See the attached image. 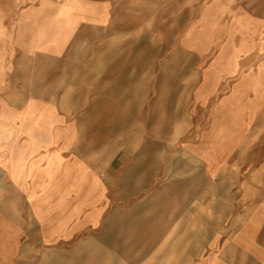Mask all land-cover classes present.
I'll return each instance as SVG.
<instances>
[{
    "label": "crops",
    "instance_id": "0c3cea01",
    "mask_svg": "<svg viewBox=\"0 0 264 264\" xmlns=\"http://www.w3.org/2000/svg\"><path fill=\"white\" fill-rule=\"evenodd\" d=\"M184 12L200 34L192 46ZM151 22L166 23L156 29L197 60L181 149L205 193L194 179L191 193H119L118 168L97 157L102 137L94 159L81 152L84 54L121 38L150 54ZM141 85L145 103L149 73ZM103 94L93 100L96 134L149 117ZM215 134L235 137L210 166L189 146ZM71 164L98 175L105 193H70ZM0 264H264V0H0Z\"/></svg>",
    "mask_w": 264,
    "mask_h": 264
},
{
    "label": "rangeland",
    "instance_id": "374dc122",
    "mask_svg": "<svg viewBox=\"0 0 264 264\" xmlns=\"http://www.w3.org/2000/svg\"><path fill=\"white\" fill-rule=\"evenodd\" d=\"M190 20L189 12H184L181 22L183 34ZM163 24L166 23L151 22V30L148 32L151 42L150 54L131 53L137 45L134 47L133 44H128V47H125L126 39L121 38L115 39L114 43H107L103 53L99 55H96L91 47L90 52L84 54L82 59L88 64L83 72L86 73L84 76L89 101L86 103L88 132L82 134L80 140L86 143V149L81 152H85L89 159H94L96 142L102 137L103 149L97 153V157L101 158L103 163L112 161V166L118 168L120 193H191V179L196 181L195 185L200 184L199 193H205L206 190L205 181L197 180L202 173L198 162L181 149L183 141L191 136L190 133H181L180 130L190 128V100L189 91L186 89L190 88L192 80L199 76L196 70L197 60L185 50H174V45L170 43V32L156 29ZM162 42L166 43V47H163L166 49L165 53L157 52L161 49ZM116 50L124 52H115ZM143 63L150 65L149 70L144 71L147 76L149 73L150 78V100L145 103L138 101L142 96ZM125 65L128 66L123 68ZM75 76H78V72ZM132 79L136 85L126 86L127 81ZM179 83L182 84V92L179 91ZM100 89L105 93L104 100L113 97L116 105L133 107L136 115L141 109L149 117L136 116L133 126L119 127L130 132L96 134L93 100L96 91ZM160 97L162 100L156 101ZM106 103H103L104 106ZM147 169H150L147 180L142 184V188L135 189V184L141 183L143 172ZM137 200L142 201L143 198H135V201Z\"/></svg>",
    "mask_w": 264,
    "mask_h": 264
},
{
    "label": "bare ground",
    "instance_id": "6f19581e",
    "mask_svg": "<svg viewBox=\"0 0 264 264\" xmlns=\"http://www.w3.org/2000/svg\"><path fill=\"white\" fill-rule=\"evenodd\" d=\"M185 37L184 42L187 46L195 45L196 42L200 41V34L197 30L196 24H193L188 28ZM234 137V135L229 134H215L212 138V142L208 145L203 144L204 146L201 149L191 148L192 146H189V148L204 161H210L209 165L212 166L225 158L230 150L231 140ZM54 159L59 162L63 160L58 152L54 155ZM57 169L58 166L55 167V170ZM149 173L150 169L143 172V180L140 184H135V189L142 188V184L147 180V175ZM127 183L128 182L126 181L125 184L127 185ZM69 188L70 193H105V187L103 183L101 184L100 177L98 175L92 177L87 168L77 166L76 164H71L69 166Z\"/></svg>",
    "mask_w": 264,
    "mask_h": 264
}]
</instances>
